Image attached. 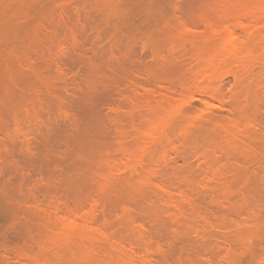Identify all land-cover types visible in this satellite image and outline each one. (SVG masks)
<instances>
[{
	"label": "rangeland",
	"instance_id": "1",
	"mask_svg": "<svg viewBox=\"0 0 264 264\" xmlns=\"http://www.w3.org/2000/svg\"><path fill=\"white\" fill-rule=\"evenodd\" d=\"M220 1L0 0V264H264V21L233 62Z\"/></svg>",
	"mask_w": 264,
	"mask_h": 264
},
{
	"label": "bare ground",
	"instance_id": "2",
	"mask_svg": "<svg viewBox=\"0 0 264 264\" xmlns=\"http://www.w3.org/2000/svg\"><path fill=\"white\" fill-rule=\"evenodd\" d=\"M219 3H221L220 4L221 6H220V12L218 14H220V18L224 19V21H225V22H223L225 25L222 24L224 26L223 27L224 32H223L222 37H221V38H223V42L225 43L224 50L226 49L225 50V51H227L226 54H229L231 61H233L232 60V58H233L235 61L240 63V60L243 57L242 54L244 53L243 52L244 47H242L244 45L241 44L243 39L242 40L240 39L238 41L239 38L237 39V35L239 34V32H238V34L236 32V34H237L236 35L234 28L236 26H238L239 28H241L245 31L247 30L248 32H250L249 29H250L251 25L254 26V25L259 24V23L261 24L264 21V0H223V2L220 1ZM222 19H220V21H223ZM240 38H242V37H240ZM244 44H245V42H244ZM245 49H246V47L244 48V50ZM215 79H216V77H215ZM162 188H164V187H162ZM161 190L164 191L163 194L167 197L168 200L170 199V200L174 201L173 195L170 192H168L167 190H164V189H161ZM182 194H179V199H180V197H181V199L185 198V196ZM91 209H92V207H91ZM76 218H77V220H80L78 217H76ZM86 218H87V215H86ZM83 219H81V221ZM71 220H72L71 218H70V221L68 220L69 223L71 222V227H74V228L82 227L84 229H86L87 227H90V224L86 223L87 221L89 222L90 219L87 221L85 219L84 222H82L83 224L82 223L81 224L76 223L77 222L76 219H74V220H76V222L74 220H72V221ZM81 221H78V222H81ZM66 225H68V224H66ZM93 228H94V226H93ZM102 234H104V233H102Z\"/></svg>",
	"mask_w": 264,
	"mask_h": 264
}]
</instances>
